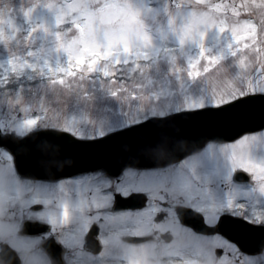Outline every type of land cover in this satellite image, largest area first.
Segmentation results:
<instances>
[{"label": "rangeland", "instance_id": "obj_1", "mask_svg": "<svg viewBox=\"0 0 264 264\" xmlns=\"http://www.w3.org/2000/svg\"><path fill=\"white\" fill-rule=\"evenodd\" d=\"M193 64L199 76L189 75ZM254 92H264V0H0L5 143L45 128L99 137ZM237 171L250 179L237 182ZM262 185L264 129L231 144L208 142L166 168L126 169L114 183L101 171L25 177L0 145V249L9 244L21 264H53L43 244L54 238L63 264H264V250L248 255L190 233L177 212L179 205L210 215L223 206L260 210ZM133 192L149 197L143 209L113 210L117 194ZM250 216L264 222L256 211ZM26 220L50 227L25 235ZM134 233L152 238L123 240ZM169 234L188 239L175 249L162 239Z\"/></svg>", "mask_w": 264, "mask_h": 264}, {"label": "water", "instance_id": "obj_2", "mask_svg": "<svg viewBox=\"0 0 264 264\" xmlns=\"http://www.w3.org/2000/svg\"><path fill=\"white\" fill-rule=\"evenodd\" d=\"M264 128V93L248 94L218 107L182 111L165 117H153L142 123L112 132L96 139H78L64 131H35L20 140L8 142L16 155L23 175L37 178H58L80 172L104 169L118 176L127 166H163L200 150L207 141H230L247 132ZM146 196L133 193L118 197L115 209L141 208ZM182 222L197 231L212 233L214 229L228 235L248 252L264 247V227L252 226L242 220L224 217L211 228L201 214L180 208ZM47 225L26 222L24 232L43 231ZM97 230V229H95ZM141 242L142 237H127ZM55 264H62V249L51 239L45 244ZM97 250V247H93ZM2 264H19L16 253L3 247Z\"/></svg>", "mask_w": 264, "mask_h": 264}, {"label": "snow or ice", "instance_id": "obj_3", "mask_svg": "<svg viewBox=\"0 0 264 264\" xmlns=\"http://www.w3.org/2000/svg\"><path fill=\"white\" fill-rule=\"evenodd\" d=\"M238 39L240 38V37H237ZM209 59H215V58H209ZM193 71L192 72H190L189 73V75H192V76H199L200 75V70H199V68L197 67V65L196 64H193ZM242 167H245V170H247V171H253L254 169L253 168H250V167H248L247 165H241ZM134 175V174H133ZM262 187V189H264V185H262L261 186ZM140 233H134V235H139ZM221 251H223V249H221Z\"/></svg>", "mask_w": 264, "mask_h": 264}, {"label": "flooded vegetation", "instance_id": "obj_4", "mask_svg": "<svg viewBox=\"0 0 264 264\" xmlns=\"http://www.w3.org/2000/svg\"><path fill=\"white\" fill-rule=\"evenodd\" d=\"M247 208H248V213L253 214V212H254V208H252L251 206H248ZM238 216H239V215H238ZM207 222L210 223V224H215V223L218 222V221H214V220L212 219V220H210V221L207 220ZM168 237H171V240H170L169 242H172L174 239H176V237L173 236L172 234H170V235H166V236H164V238L162 237V239H164V240L166 241V240L168 239ZM182 242H183V241H182ZM183 243H185V242H183Z\"/></svg>", "mask_w": 264, "mask_h": 264}]
</instances>
